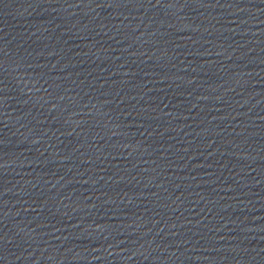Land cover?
Instances as JSON below:
<instances>
[{"label":"water","instance_id":"95a60500","mask_svg":"<svg viewBox=\"0 0 264 264\" xmlns=\"http://www.w3.org/2000/svg\"><path fill=\"white\" fill-rule=\"evenodd\" d=\"M0 264H264V0H0Z\"/></svg>","mask_w":264,"mask_h":264}]
</instances>
